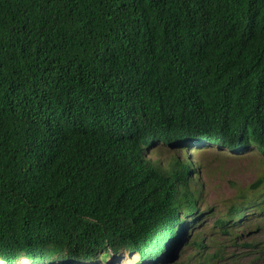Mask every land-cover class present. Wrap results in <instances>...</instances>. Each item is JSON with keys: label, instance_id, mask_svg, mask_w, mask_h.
Listing matches in <instances>:
<instances>
[{"label": "trees", "instance_id": "obj_1", "mask_svg": "<svg viewBox=\"0 0 264 264\" xmlns=\"http://www.w3.org/2000/svg\"><path fill=\"white\" fill-rule=\"evenodd\" d=\"M180 131L264 157V0H0L3 264L167 258L195 223L196 168L145 152ZM261 175L223 232L264 213Z\"/></svg>", "mask_w": 264, "mask_h": 264}, {"label": "rangeland", "instance_id": "obj_2", "mask_svg": "<svg viewBox=\"0 0 264 264\" xmlns=\"http://www.w3.org/2000/svg\"><path fill=\"white\" fill-rule=\"evenodd\" d=\"M145 155L149 160L164 165L172 155L179 159L196 160L193 164L190 163L197 173L193 177L191 188L199 195L193 228L190 232L180 231V241L177 243L176 238L169 245L171 252H168L167 258L164 254L159 255L157 263L152 264H264L263 212L256 211L250 205L240 217L227 222V232H223L214 223L220 216L225 215L232 204L240 202L236 200L237 191L247 190L264 173V157L260 153L249 149L232 152L226 148L205 144L176 150L160 145L157 149H147ZM261 193L264 194V186L254 191L257 196ZM251 194L252 192L249 193V198H252ZM259 198L261 197L257 199ZM195 233L204 245L201 249L189 245ZM100 253L101 251L99 256H95L99 259L98 262L91 259L72 264H138L135 254L126 250L114 255L108 252L102 259ZM214 253L217 255L213 256ZM18 262L31 264L23 256ZM0 264H3L1 259Z\"/></svg>", "mask_w": 264, "mask_h": 264}, {"label": "clouds", "instance_id": "obj_3", "mask_svg": "<svg viewBox=\"0 0 264 264\" xmlns=\"http://www.w3.org/2000/svg\"><path fill=\"white\" fill-rule=\"evenodd\" d=\"M173 135V132H171L170 136ZM205 144H210V145H215V146H218V147H221V148H226L225 146H220V145H217V144H214V143H200V144H193V142L191 141V137L189 134L187 135H182V132L180 131L177 136H174L173 137V142L171 144H166V143H159V144H156L154 146H152L151 148L153 147H159L160 145H163V146H166L170 149H173V150H176V148L178 149H185L187 147L191 148V147H194V146H197V145H205ZM209 147V146H208ZM200 148V146H199ZM203 148H206V147H203ZM227 149V148H226ZM229 150V149H228ZM252 151V150H251ZM237 152V150L235 151ZM188 159V158H187ZM183 160V159H182ZM189 160V159H188ZM196 160L194 161H190V162H195ZM186 230V229H185ZM180 241V238L176 241L177 243ZM174 248V246L172 247ZM171 251H169L170 253Z\"/></svg>", "mask_w": 264, "mask_h": 264}]
</instances>
